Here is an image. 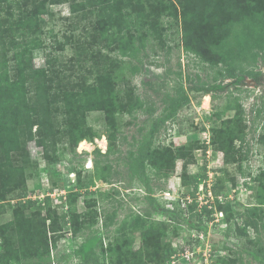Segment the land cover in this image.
<instances>
[{"label": "rangeland", "instance_id": "rangeland-1", "mask_svg": "<svg viewBox=\"0 0 264 264\" xmlns=\"http://www.w3.org/2000/svg\"><path fill=\"white\" fill-rule=\"evenodd\" d=\"M40 1L26 7L63 61L59 85L97 109L64 111L51 153L31 141L30 160L4 155L0 124V264H264V22L242 32L224 8L198 56L156 0L115 39L72 0Z\"/></svg>", "mask_w": 264, "mask_h": 264}, {"label": "trees", "instance_id": "trees-1", "mask_svg": "<svg viewBox=\"0 0 264 264\" xmlns=\"http://www.w3.org/2000/svg\"><path fill=\"white\" fill-rule=\"evenodd\" d=\"M35 1L0 0V124L11 131L4 145V155L10 156L23 147L29 160L27 145L31 141L43 147L45 156L51 153L58 133V118L64 111L81 107L97 109L94 101L84 102L79 92L71 93L59 85L58 77L65 72L63 61L56 53L54 44H48L38 30L40 13L36 9L29 11L26 7L28 2ZM159 2L163 5L164 14H181L186 50L198 56L204 55L203 50L210 53L211 47L203 43L207 23L220 18L222 25L221 12L224 8L230 7L233 14H237L242 32H247L250 25L259 27V23L264 22V0H156L154 5ZM46 3L47 0L40 1L39 8H45ZM146 3L147 0H72L70 7L74 17H81V20L86 19L85 15L89 13L94 14L92 30L96 24L99 30L115 39L119 36L122 38L126 30L133 28L137 14L140 15H137L140 23L139 18H143L141 14L146 10ZM230 11L227 13L232 14ZM166 34L163 25H156L154 39L164 38ZM246 45L243 35L238 34L237 46L245 56L248 55ZM82 47L84 51L79 50L78 53L81 57L79 65L90 61L89 55H86L88 48L85 45ZM40 48L46 51L45 67L34 64L33 52ZM124 49L126 53L133 50L131 45H126ZM257 79L262 81L263 76H257ZM109 138L114 139V135L110 134ZM12 168L23 169L20 165ZM178 210L183 216L185 209L180 203ZM213 211L206 208L208 220L213 219Z\"/></svg>", "mask_w": 264, "mask_h": 264}, {"label": "built area", "instance_id": "built-area-1", "mask_svg": "<svg viewBox=\"0 0 264 264\" xmlns=\"http://www.w3.org/2000/svg\"><path fill=\"white\" fill-rule=\"evenodd\" d=\"M202 190H203V187H202ZM209 194H210V196H212V191L209 190ZM166 198H169V197H166ZM168 200H172V199H168ZM174 200L180 201L181 206L184 208V207L188 206V204L190 203L191 199H190V197H187V199H183V198L182 199H178V198H176ZM168 203H170V205H173L172 201H169ZM211 207H212V205H210V208Z\"/></svg>", "mask_w": 264, "mask_h": 264}]
</instances>
